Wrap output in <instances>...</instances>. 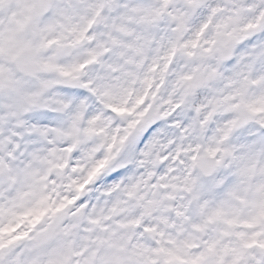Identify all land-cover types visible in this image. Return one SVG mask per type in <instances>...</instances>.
I'll list each match as a JSON object with an SVG mask.
<instances>
[{"label": "snow or ice", "instance_id": "1", "mask_svg": "<svg viewBox=\"0 0 264 264\" xmlns=\"http://www.w3.org/2000/svg\"><path fill=\"white\" fill-rule=\"evenodd\" d=\"M0 264H264V0H0Z\"/></svg>", "mask_w": 264, "mask_h": 264}]
</instances>
